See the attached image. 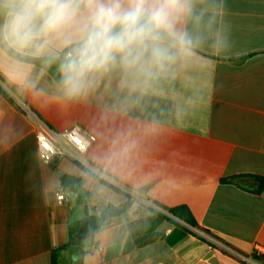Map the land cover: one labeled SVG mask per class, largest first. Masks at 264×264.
Here are the masks:
<instances>
[{
  "label": "crops",
  "instance_id": "0c3cea01",
  "mask_svg": "<svg viewBox=\"0 0 264 264\" xmlns=\"http://www.w3.org/2000/svg\"><path fill=\"white\" fill-rule=\"evenodd\" d=\"M178 29L189 43L172 48L165 70L117 67L74 100L63 99L47 70L0 44V85L19 105L0 93V264H264V184L223 182L264 181V0H190ZM37 118L56 131L79 125L93 134L88 160L140 199L69 159L43 162ZM62 175L84 179L91 215L129 197L132 206L83 248L54 258L79 222L71 221L78 205ZM147 203L187 206L231 248Z\"/></svg>",
  "mask_w": 264,
  "mask_h": 264
},
{
  "label": "clouds",
  "instance_id": "9594fccd",
  "mask_svg": "<svg viewBox=\"0 0 264 264\" xmlns=\"http://www.w3.org/2000/svg\"><path fill=\"white\" fill-rule=\"evenodd\" d=\"M189 12L190 0H0V44L59 60L61 95L74 100L117 67L165 70L189 43L178 29Z\"/></svg>",
  "mask_w": 264,
  "mask_h": 264
},
{
  "label": "trees",
  "instance_id": "16d2710c",
  "mask_svg": "<svg viewBox=\"0 0 264 264\" xmlns=\"http://www.w3.org/2000/svg\"><path fill=\"white\" fill-rule=\"evenodd\" d=\"M2 46L9 54L14 56L15 58L47 70L55 79V81L60 85L61 74L58 70L59 62H60L59 60L46 63L42 57L26 56L16 52L6 44H2ZM0 93L13 105L19 107L16 100L12 96H10L9 93L1 85H0ZM246 178H253L261 181V189H262V184H264L263 179L252 176H238L235 178H231L229 180H223V182L234 183L237 179L243 180ZM61 185L63 189H67L74 195L76 204L84 208L86 217L77 223L78 227L76 230H74V227H71L69 242L65 246L60 247L53 251L54 258H56V254L58 252L65 250H72L74 247L83 248L86 243L95 239V237L104 229L105 225L109 220L127 214V212L130 210L132 206V200L131 197H129L128 201L120 207L109 205L100 214L91 215L88 211V206L92 202L94 195L91 191H89L86 188L84 179L81 177H75L71 175H62ZM259 191L261 190L259 189ZM161 207L165 209L171 216H166L163 214L160 215L163 218L170 221L171 223L183 227L185 231L199 237H200V233L206 234L211 238H213L214 240L231 248V245L228 242H226L224 239H222L220 236H218L217 234H215L214 232L208 229L201 227L197 223V221L195 220V218L193 217L192 213L190 212L187 206H178L176 208H165L163 206ZM201 239L205 240L203 237ZM257 259L260 260V258Z\"/></svg>",
  "mask_w": 264,
  "mask_h": 264
},
{
  "label": "built area",
  "instance_id": "2783aa9c",
  "mask_svg": "<svg viewBox=\"0 0 264 264\" xmlns=\"http://www.w3.org/2000/svg\"><path fill=\"white\" fill-rule=\"evenodd\" d=\"M36 141L40 158L45 163H51L55 159H69L82 167L87 172L99 177L101 180L116 187H121L116 182L112 181L104 173L100 172L87 158L89 149L96 142V137L93 134L85 131L81 126L75 125L64 131H56L49 127L45 122L36 119ZM128 192L133 198L140 199V197L131 191L121 187ZM56 200L63 204L67 197L64 191L56 193ZM147 206L156 212L171 216L165 209L153 203H147ZM202 237L211 244H216L218 241L210 236L200 233ZM220 243V242H219ZM221 247H224L221 244ZM95 249V247H94Z\"/></svg>",
  "mask_w": 264,
  "mask_h": 264
},
{
  "label": "water",
  "instance_id": "95a60500",
  "mask_svg": "<svg viewBox=\"0 0 264 264\" xmlns=\"http://www.w3.org/2000/svg\"><path fill=\"white\" fill-rule=\"evenodd\" d=\"M86 217V213L85 210L82 206H77L76 209L73 212V216H72V222L76 223L82 219H84Z\"/></svg>",
  "mask_w": 264,
  "mask_h": 264
}]
</instances>
